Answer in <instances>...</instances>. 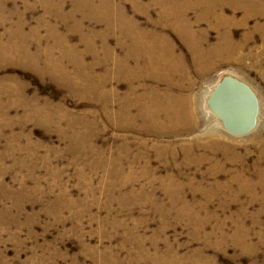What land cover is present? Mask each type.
I'll list each match as a JSON object with an SVG mask.
<instances>
[{
  "label": "rangeland",
  "instance_id": "rangeland-1",
  "mask_svg": "<svg viewBox=\"0 0 264 264\" xmlns=\"http://www.w3.org/2000/svg\"><path fill=\"white\" fill-rule=\"evenodd\" d=\"M115 1L143 26L158 20L157 8L147 19L129 1ZM74 6L68 0L64 12ZM0 14L9 17L0 26V40L38 58L35 64L0 58V86L11 91L0 101V264H264V79L251 61L209 69L193 92L199 99L197 128L159 141L153 132L115 124L112 103L114 116L108 119L98 92L46 71L47 51L53 49V59L60 60L58 38L86 66L96 64L87 38L95 29L94 45L103 56L104 24L84 20L77 27L81 14L62 22L48 16L38 0H0ZM189 18L194 21L196 13ZM232 30L238 41L247 29ZM169 34L191 63L185 44ZM106 39L117 57L127 54L116 34ZM219 40L220 33L210 30L207 48ZM259 40L254 46L264 52ZM70 58L62 64L73 74L77 67ZM112 69L96 67L98 76L110 78L101 88L124 95L128 84L114 82ZM229 76L250 84L261 104L258 124L244 135L217 126L206 109L211 91ZM13 99L18 105L8 112L6 103ZM43 109L48 115L40 114ZM210 130L218 136L206 137ZM194 138L200 144L188 153L181 145ZM156 144L175 147L176 156L156 154ZM116 163L124 178L135 177L132 184L120 187L122 176L113 178Z\"/></svg>",
  "mask_w": 264,
  "mask_h": 264
},
{
  "label": "bare ground",
  "instance_id": "bare-ground-1",
  "mask_svg": "<svg viewBox=\"0 0 264 264\" xmlns=\"http://www.w3.org/2000/svg\"><path fill=\"white\" fill-rule=\"evenodd\" d=\"M67 1L38 0L46 9L48 16L62 22L75 21L76 15L81 14L82 19L77 23V27L81 28L84 20L104 24L106 35L100 37L103 56L99 57L94 45V40L98 36L95 29L89 30L91 38H87L88 50L96 55L99 65L112 64L115 76L112 79L114 82L127 83L128 89L121 96L113 89L112 93L106 89L104 91L101 85L104 87L110 78L100 77L95 73L97 63L91 67L86 66L81 56L72 54L73 50L69 49L65 38L57 39V47L60 48L59 61L53 59V49L47 51L43 59L45 65L47 64L46 71L56 78L65 76L72 85L80 81L86 92H98V96H94L103 102L104 114L108 119L114 116L109 111L110 104H114V108H117L114 123L119 127L135 128L147 135L153 132L159 141H163L168 134H179L182 129H186L187 132L196 129L200 118L199 99L193 95L196 82L203 80L209 69L217 67L222 62L244 63L249 60L250 67L258 68L264 79V52H259L254 46L257 38L264 42V0H150L148 5H143L142 0H125L133 5L136 13L145 15L147 19H150L152 9L159 10L158 20L151 27L143 26L135 18L129 17L124 6L115 0H70L73 5L75 4L74 9L65 13L64 6ZM191 12L196 13L194 21L189 18ZM8 19L9 17L0 14V26L5 25ZM251 21L255 23L253 27L249 26ZM202 23L206 24V29L200 27ZM237 26L247 29L238 41L235 40L232 30ZM210 30L218 31L220 40L215 47L208 49ZM169 32L176 34L185 44L191 56V63L179 53ZM114 34L119 39V44L127 47V54L122 58L117 57L109 49L106 38L107 35ZM21 47L6 45L1 39L0 58H7L12 62L25 60L27 57ZM68 56L77 67L76 73L71 74L63 67V60H67ZM26 60L35 64L38 58ZM192 71L197 76L196 80L192 77ZM232 78L234 82H230L231 88H225V84L222 86L221 83L218 84L209 94L205 105L208 113L217 118V126L224 127L233 134L244 135L254 130L258 124L261 104L250 84ZM98 83L99 91L95 89ZM241 85L245 87L241 89ZM234 91L240 97L242 117L239 115ZM247 91L255 98L250 99ZM10 93L7 88L0 86V101L3 95ZM252 100L258 105L255 120L254 112L248 114L247 111ZM11 102L10 105L6 103L8 112L10 106L12 108L18 105L15 100ZM46 111L47 109H43L40 114L48 115ZM217 136L216 130L206 133L209 139ZM75 138L76 141H83V135L80 133H77ZM191 141L181 145L188 153L200 144L199 139L194 138ZM146 143L147 140L142 142L144 147ZM122 150H125V147ZM152 150L162 156L164 154L176 156L177 153L175 147L163 144L152 146ZM146 163L147 171L149 157ZM114 168L116 171L113 172V178L116 180L122 176L120 187L134 182L135 177L133 179L123 177L124 174L122 175L117 163Z\"/></svg>",
  "mask_w": 264,
  "mask_h": 264
},
{
  "label": "water",
  "instance_id": "water-1",
  "mask_svg": "<svg viewBox=\"0 0 264 264\" xmlns=\"http://www.w3.org/2000/svg\"><path fill=\"white\" fill-rule=\"evenodd\" d=\"M230 82H234L233 78L232 77H227L223 80V82L221 83V86L225 84V88H228L230 89L231 88V84ZM245 87V85H241V89H243ZM247 88V86H246ZM247 90V89H246ZM248 92V91H247ZM249 94V98L250 99H254L255 97L253 96L252 97V93L251 92H248ZM234 95H235V98H236V104H237V108H238V111H239V115L242 117L243 113H242V110H241V102H240V97L239 95L237 94V92L234 91ZM257 102L255 101V104L253 103V100L251 101V103L248 105V114L254 112V120L256 118V115H257Z\"/></svg>",
  "mask_w": 264,
  "mask_h": 264
}]
</instances>
